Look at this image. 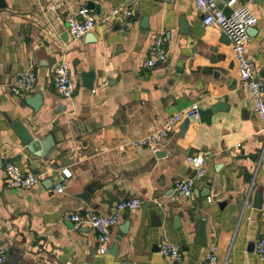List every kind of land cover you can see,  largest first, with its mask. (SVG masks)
I'll use <instances>...</instances> for the list:
<instances>
[{"label": "crops", "instance_id": "crops-1", "mask_svg": "<svg viewBox=\"0 0 264 264\" xmlns=\"http://www.w3.org/2000/svg\"><path fill=\"white\" fill-rule=\"evenodd\" d=\"M1 1V264H95V231L75 227L68 216L108 214L133 196L140 207L123 212L111 229L108 249L117 243V260L174 264L159 252L164 239L180 248L185 264H196L213 246L217 264H264L255 253L264 233L263 121L240 81L228 38L218 26L203 25L193 0ZM115 6L131 8L132 15L100 21ZM250 8L256 24L244 48L264 87V0H253ZM83 9L97 24L72 40L66 18L81 19ZM156 36L166 61L149 68L144 60ZM60 61L69 65L75 83L69 98L52 82ZM28 68L36 75L33 89L13 94L12 84ZM215 105L208 121L196 119L180 129L191 106ZM177 113L183 118L156 152L130 145ZM15 120L35 138L51 137L45 155L24 150L11 126ZM190 155L204 158L205 173L185 198L174 186L194 174ZM8 159L24 173L39 175V182L8 188ZM64 168L71 176L57 193ZM254 194L261 198L259 208ZM152 216L160 226H152ZM201 220L204 245L196 242Z\"/></svg>", "mask_w": 264, "mask_h": 264}, {"label": "built area", "instance_id": "built-area-1", "mask_svg": "<svg viewBox=\"0 0 264 264\" xmlns=\"http://www.w3.org/2000/svg\"><path fill=\"white\" fill-rule=\"evenodd\" d=\"M217 1L218 0H193V3L202 14L201 21L203 25L218 26L222 33L228 38L240 81L252 98L255 113L263 121L261 131L264 134V87L257 76L253 60L246 54L244 48V43L248 38V29L256 24V17L250 8L253 0H226L224 1V6L229 9V12H224L223 9L218 8ZM80 15L81 19L75 16H68L66 18V30L72 40L91 31L97 24V20L88 9L81 10ZM131 15V8L126 6H115L111 8L108 14L103 16L100 21L112 20L119 16L129 17ZM152 52L153 53L144 60V65L146 67L153 68L166 61V52L163 48V41L160 36L154 38L152 42ZM35 81V73L28 68L23 71L12 84L11 90L15 95H23L33 89ZM52 82L62 97H71L75 89V83L70 75L69 65L65 61H60L56 65L52 76ZM195 109V106H191V110ZM183 116L184 113L173 115L162 127L144 137L134 139L130 145L134 148H147L152 152H156L160 144L173 132L174 127L181 121ZM187 161L195 166L194 174L178 179L174 186L176 194L185 198L192 195L196 181L205 173L203 167L204 158L202 156L190 155L187 156ZM3 172L5 184L8 188L29 189L35 186L40 180L37 174L24 173L12 159L5 161ZM70 176L71 172L67 168L61 170V181L55 185V191L57 193L62 192L64 186L63 180ZM140 204L141 201L139 198L134 196L128 197L116 202L111 212L108 214L73 212L68 216V219L77 228L80 226L92 228L96 234L97 251L100 254H104L108 250L110 244L111 229L116 226L122 213L134 211L140 207ZM158 249L159 252L163 256L169 258L172 263L185 264L182 252L177 245L161 239L158 243ZM255 253L259 259L264 260V233L255 242ZM4 259L5 252L3 248L0 247V264ZM217 261L216 248L213 246L196 264H217Z\"/></svg>", "mask_w": 264, "mask_h": 264}, {"label": "water", "instance_id": "water-1", "mask_svg": "<svg viewBox=\"0 0 264 264\" xmlns=\"http://www.w3.org/2000/svg\"><path fill=\"white\" fill-rule=\"evenodd\" d=\"M223 2L226 0H222ZM223 4H219L218 8L222 9ZM2 6V1L0 0V7ZM87 7L90 9H93V6L91 3L87 4ZM185 31V30H184ZM88 87H91L89 84ZM27 103L32 107L35 108V105L31 103V101H27ZM217 109V106H212L208 110H201L199 108H196L195 110H191L187 113L185 119L183 120L182 125L180 126V129L183 130L187 126V124L190 121H194L196 119H199L201 121H208L207 116L211 114V112L215 111ZM11 126L17 133V135L20 138V141L24 147V150L35 155H45L48 151V142L51 139V137L46 138L45 140H41L39 138H35L32 134L28 132V130L23 126L21 122L18 120H15L11 123ZM40 150L39 152H37ZM156 154H159L156 153ZM17 160L18 158H14ZM254 204L253 206L256 208H259L261 205V198L258 194H254ZM197 218V217H194ZM152 226L158 227L160 226V221L157 216H152ZM122 232H124L123 228H120ZM120 235H117V238H119ZM196 242L198 244L204 245L205 244V234L203 229V220L199 222L197 227V240ZM116 248L117 243L115 242L111 248H109L106 253L104 254H95L94 255V263L95 264H129L127 261H119L116 259ZM108 259L106 260V258Z\"/></svg>", "mask_w": 264, "mask_h": 264}]
</instances>
